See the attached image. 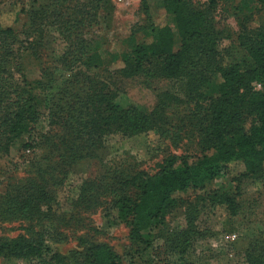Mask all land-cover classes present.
Segmentation results:
<instances>
[{"label":"trees","instance_id":"trees-1","mask_svg":"<svg viewBox=\"0 0 264 264\" xmlns=\"http://www.w3.org/2000/svg\"><path fill=\"white\" fill-rule=\"evenodd\" d=\"M94 1L99 13L105 2ZM205 1L204 8L197 9L186 0H162L174 29L150 23L130 53L122 50L111 56L108 72L118 78L141 76L183 84L187 101L194 104L193 118L198 121L203 144L200 155L171 156L153 175L114 178V187L120 192L114 202L117 219L129 227L130 236L136 240L144 232H160L166 216L187 190L209 188L221 175L230 176L236 183L235 194L213 193L209 202L235 217L241 197L239 185L264 163V28L253 36H240L246 57L229 63L222 54L221 34L212 18L219 0ZM54 3L33 1L19 33L0 28V152L8 153L20 142L24 150L38 152L46 148L57 152L58 157L64 152L70 159L63 162L65 174L81 160L93 156L101 159L105 136L132 137L152 129L162 131L166 111L183 101L163 92L148 113L134 107L120 108L115 103V89L75 64L89 55L88 59H100L98 53H88L82 38L70 42L71 47L79 46L67 50L70 57L56 60L50 50L49 30L55 28L69 39L78 26L67 20L54 21L56 10L49 9ZM243 3L245 7L253 4L264 10V0ZM91 14L96 16L94 11ZM43 56L60 64L39 63L40 77L29 80L24 75L23 61L27 58L39 62ZM117 61L122 67L115 69L112 65ZM212 74H219L221 83L218 97L210 101L206 88ZM254 85H259L261 91L251 95ZM43 118L48 130L37 135L36 126ZM55 186L56 183L45 186L44 181L30 180L16 187L6 197L4 213L29 223L39 222L52 213ZM130 190L137 194L130 195ZM167 254L170 256L172 250ZM0 257L34 264H68L67 259L53 253L43 239L36 237L0 239ZM81 259L82 264H121L120 257L104 244L87 247ZM161 264L172 263L167 256ZM245 264H264V240L248 242Z\"/></svg>","mask_w":264,"mask_h":264},{"label":"rangeland","instance_id":"rangeland-1","mask_svg":"<svg viewBox=\"0 0 264 264\" xmlns=\"http://www.w3.org/2000/svg\"><path fill=\"white\" fill-rule=\"evenodd\" d=\"M33 1L42 5L54 1V6L49 7L56 10L53 20L77 24L69 39H64L55 28L49 30L52 55L56 60L70 57L67 50L71 51L75 45L71 47L70 42L82 38L88 45V53H98L100 59H88L89 55L75 64L79 63L82 70L115 89V103L120 108L134 107L148 113L163 92L183 102L166 111L162 131L152 129L132 137L105 136L102 139L105 149L99 153L101 159L93 156L81 160L65 174L63 162L70 159L64 152L58 157L57 152L46 148L38 152L24 150L21 142L8 153L0 152V239L41 238L53 253L67 259L68 264H82L84 250L97 244L109 247L120 257L121 264H157L158 260L161 264L167 256L172 264H245L248 242L264 240V163L239 185L241 197L233 218L223 207L209 202L213 193L235 194L236 183L230 176L221 175L209 188L187 190L166 216L160 232H144L136 240L130 236L129 227L117 219L114 202L120 192L114 187V178L138 173L153 175L171 156L196 157L203 149L198 121L193 118L194 104L187 101L183 84L178 80H148L141 76L126 80L108 72L111 56L122 50L130 53L142 40L145 26L152 23L174 29L173 20L162 8V0H104L99 13L94 0H0V28L22 31ZM186 1L197 9L204 8L206 2ZM87 11L89 14L94 11L96 16L90 17ZM212 18L221 34L222 54L229 63L246 57L239 37L253 36L264 28V10L253 4L245 7L243 0H219ZM55 62L44 56L39 62L26 58L24 75L35 80L40 77L41 65L60 64ZM112 67L118 69L122 64L117 61ZM220 83V75L212 74L206 88L208 100L218 97ZM260 91V86L254 85L251 95ZM47 130L43 118L36 126V134ZM30 180L44 181L45 186L56 183L52 213L37 223L10 218L3 209L6 197ZM129 194L135 196L137 192L130 190ZM0 264L34 262L0 257Z\"/></svg>","mask_w":264,"mask_h":264}]
</instances>
